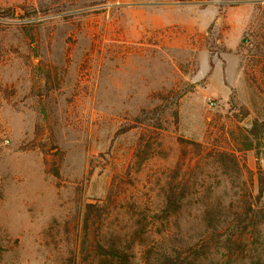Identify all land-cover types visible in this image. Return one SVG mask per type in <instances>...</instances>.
I'll return each mask as SVG.
<instances>
[{
    "label": "rangeland",
    "instance_id": "374dc122",
    "mask_svg": "<svg viewBox=\"0 0 264 264\" xmlns=\"http://www.w3.org/2000/svg\"><path fill=\"white\" fill-rule=\"evenodd\" d=\"M254 122L264 173V0H0V264H102L112 235L176 234L184 174L241 194L209 152L256 196Z\"/></svg>",
    "mask_w": 264,
    "mask_h": 264
},
{
    "label": "trees",
    "instance_id": "16d2710c",
    "mask_svg": "<svg viewBox=\"0 0 264 264\" xmlns=\"http://www.w3.org/2000/svg\"><path fill=\"white\" fill-rule=\"evenodd\" d=\"M248 40L247 36L243 43ZM258 127L254 122L247 130L255 140L247 138L244 150L256 149L255 141L259 145ZM256 156L259 174L256 196L253 195V173L240 163L235 153L209 152L208 157L218 163L216 170L223 178L231 174L238 177L240 182H233L236 185H230V189L239 187L240 196L237 198L238 192L229 197L218 195L229 188L224 179L214 184L202 180L205 178L202 172L194 171L190 178L184 174L175 190H168L163 210L166 217L175 212L178 220L179 216L182 218L176 234L167 230L159 241L149 229L153 225L148 224L147 228L131 235H112L104 244L98 245L102 264L112 260H117L118 264H130V254H135V247L141 250L146 264H264V206H261L264 173L257 149ZM85 210L86 223L95 215L104 222L105 206L89 203Z\"/></svg>",
    "mask_w": 264,
    "mask_h": 264
}]
</instances>
